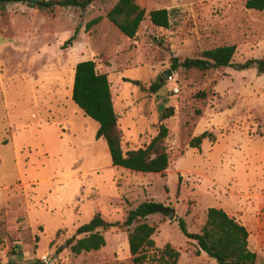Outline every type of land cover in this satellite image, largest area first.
<instances>
[{
  "label": "rangeland",
  "instance_id": "374dc122",
  "mask_svg": "<svg viewBox=\"0 0 264 264\" xmlns=\"http://www.w3.org/2000/svg\"><path fill=\"white\" fill-rule=\"evenodd\" d=\"M116 1L52 12L28 0L0 4V264H132L133 224L121 223L143 201L175 210L171 221L159 212L145 219L156 227L157 256L169 243L176 264H219L196 254L178 227L182 218L198 232L216 207L245 226L255 264H264V72L179 67L173 81L164 76L171 57L220 45L235 46L233 64L264 57V10L246 8V0H135L145 16L128 38L105 17ZM162 8L170 10L168 28L148 19ZM82 60L107 74L123 151L146 146L160 112L173 108L162 120L163 173L111 164L105 140L95 138L98 124L71 99V68ZM96 213L117 223L103 230L105 245L72 254L65 239Z\"/></svg>",
  "mask_w": 264,
  "mask_h": 264
},
{
  "label": "trees",
  "instance_id": "16d2710c",
  "mask_svg": "<svg viewBox=\"0 0 264 264\" xmlns=\"http://www.w3.org/2000/svg\"><path fill=\"white\" fill-rule=\"evenodd\" d=\"M27 0H0V4L26 2ZM92 0H38L37 7L41 10L52 12L54 7H78L81 9ZM245 7L249 9L264 10V0H246ZM145 9L140 7L135 0H117L106 12L105 17L123 35L128 38L135 36L140 22L144 19ZM150 23L157 27L168 28L170 10L155 9L149 12ZM100 17L88 21L85 30L96 24ZM78 29L63 44L65 47L76 38ZM235 46L220 45L199 51L193 57L180 60L170 58V70L177 68L207 70L227 66H236L237 69L255 67L259 72H264V57L248 59L241 64H233L232 57ZM160 88L159 82L151 85L150 90L156 92ZM206 93L199 91L197 97L204 98ZM72 101L83 113L94 120L98 127L95 138H103L106 142L111 164L132 171L142 173H163L169 163L163 141L167 136V127L162 120L173 113V108H164L158 116V129L156 135L144 147L123 151L121 135L118 128V115L113 106L112 94L106 73L99 72L93 60H82L75 64L71 89ZM198 112V111H196ZM206 133L197 136L193 141L199 144ZM151 201H143L134 209L129 210L121 226L132 228L127 232L128 251L132 264H176L179 251L166 243L159 251L152 238L156 227L145 221L148 215L155 213ZM117 223L104 221L96 213L92 218L79 225L74 234L66 238L63 244L74 255L82 252L95 251L105 245L103 230L115 226ZM178 227L187 239L195 241L196 254L204 252L207 256L215 258L221 263L255 264L256 253L248 248L249 233L244 225L236 221L221 208L209 207L206 218L198 232H189L182 218L178 219ZM33 264H44L36 262Z\"/></svg>",
  "mask_w": 264,
  "mask_h": 264
},
{
  "label": "water",
  "instance_id": "95a60500",
  "mask_svg": "<svg viewBox=\"0 0 264 264\" xmlns=\"http://www.w3.org/2000/svg\"><path fill=\"white\" fill-rule=\"evenodd\" d=\"M31 4H37V1L38 0H28ZM171 73V70L168 69L167 71L164 72V76L165 78L167 76H169ZM153 209L156 211V212H159V213H162L164 214L170 221L172 219H174V215H175V210L174 208L172 207H165V206H162V205H159V204H156L153 206ZM9 264H16V263H9ZM221 264H240V263H221Z\"/></svg>",
  "mask_w": 264,
  "mask_h": 264
},
{
  "label": "built area",
  "instance_id": "2783aa9c",
  "mask_svg": "<svg viewBox=\"0 0 264 264\" xmlns=\"http://www.w3.org/2000/svg\"><path fill=\"white\" fill-rule=\"evenodd\" d=\"M166 79H167L168 81H173L172 74H171V75H169V76H167V77H166Z\"/></svg>",
  "mask_w": 264,
  "mask_h": 264
},
{
  "label": "crops",
  "instance_id": "0c3cea01",
  "mask_svg": "<svg viewBox=\"0 0 264 264\" xmlns=\"http://www.w3.org/2000/svg\"><path fill=\"white\" fill-rule=\"evenodd\" d=\"M74 67H75V65L73 66V68H71V72H72V70H74ZM101 72V71H100ZM102 73H105V72H102ZM71 82V89H72V83H73V80H70Z\"/></svg>",
  "mask_w": 264,
  "mask_h": 264
}]
</instances>
